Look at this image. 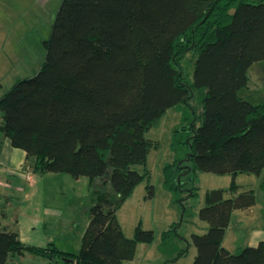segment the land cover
<instances>
[{
	"label": "trees",
	"instance_id": "16d2710c",
	"mask_svg": "<svg viewBox=\"0 0 264 264\" xmlns=\"http://www.w3.org/2000/svg\"><path fill=\"white\" fill-rule=\"evenodd\" d=\"M45 46L36 75L0 98V134L24 152L32 173L99 181L101 190L94 192L76 254L23 246L16 232L0 227V264L24 253L49 264L131 261L137 244H150L153 235L135 228L125 238L116 212L147 175L152 143L144 135L201 89L189 165L164 166L163 183L179 190L172 177L188 173L231 181L205 193L198 218L207 230L191 235L190 264H264L263 243L236 254L221 246L231 213L255 203L252 191L238 193L234 177L261 176L264 189V100L252 104L240 96L249 68L264 62V0H62ZM189 52L196 59L186 84L180 62Z\"/></svg>",
	"mask_w": 264,
	"mask_h": 264
},
{
	"label": "rangeland",
	"instance_id": "374dc122",
	"mask_svg": "<svg viewBox=\"0 0 264 264\" xmlns=\"http://www.w3.org/2000/svg\"><path fill=\"white\" fill-rule=\"evenodd\" d=\"M61 1L0 0V98L15 83L32 78L39 71L46 53L45 44ZM195 59L196 55L189 52L180 62L181 74L186 84L192 83ZM247 76V87L240 92V96L252 104H259L264 100V62L253 64L247 71ZM204 95L205 90H196L188 105L177 104L171 107L145 133L144 138L152 143L145 164L147 175L116 213L125 238H132L135 228L152 232L153 239L150 244L139 243L136 246V254L144 257V264H148L145 258L154 261V264H190L195 254L190 241L191 235H203L207 230V225L198 218L199 210L205 205V193L212 189H226L230 184L228 175L206 173L173 176L171 183L177 184L179 181L182 186L176 191L169 190L163 183L164 166L174 163L189 165L186 156L189 154L192 137L190 128L192 124H200ZM133 168L139 173L142 172L140 166ZM254 177L238 175V182L243 180L240 184L248 186L239 187L238 193L250 190L255 185ZM41 181L43 180H40L39 187L60 190L66 198L71 194L75 198L71 190H81L80 184L75 186L68 176L50 174L44 178V182ZM147 187L152 189V198L147 197ZM94 189L91 188L89 192L91 204L94 202V192L97 191ZM76 194L82 196V202L83 199L87 200L85 193ZM76 202L79 204L75 206L81 207V200ZM66 212L64 209L62 229L65 228ZM72 212L69 210L70 214ZM84 218L83 215L78 217L80 225L84 223ZM86 218L88 220V213ZM77 225V222L73 225L75 231ZM168 230L170 232L164 238L163 234ZM181 251H185V254L174 260Z\"/></svg>",
	"mask_w": 264,
	"mask_h": 264
},
{
	"label": "crops",
	"instance_id": "0c3cea01",
	"mask_svg": "<svg viewBox=\"0 0 264 264\" xmlns=\"http://www.w3.org/2000/svg\"><path fill=\"white\" fill-rule=\"evenodd\" d=\"M27 171L31 174L30 182L25 180ZM47 175L50 174L36 175L32 173L27 167L24 152L12 148L9 141L0 134V227L16 232L17 239L23 246L46 249L51 245L63 253L74 255L79 251L80 240L88 224L86 216L91 204L89 192L93 187L100 192V182L95 181L91 184L84 178L72 179L75 186L80 184L81 190H76V192L85 193L87 196V200L83 199L82 202L80 199L82 196L76 194L75 190H71L75 194V198L72 194L66 198L60 190L39 187L40 180L44 182ZM58 175L66 176L63 174L54 176ZM237 178L238 175L234 177V183L239 188L243 185L240 184L243 180L238 182ZM254 178L255 185L253 184L254 186L250 190H244V192L252 191L254 193V205L246 211H233L223 235L221 246L232 254H236L246 247H254L258 243L264 244V189H259L261 176ZM64 181L70 184L66 179ZM78 196L79 199H76ZM77 200H81V207L75 206V204H79L76 202ZM64 209L67 211L66 220L64 219L66 225L64 223L65 228L62 229ZM69 210L73 212L70 214ZM81 215L85 218L84 223L80 225L77 220ZM76 222L79 225L75 231L73 225ZM143 259L144 257H138L135 251L134 258L122 264H144ZM145 261L148 264H154V261L147 258ZM10 264L49 263L42 257L24 253L19 257L12 258Z\"/></svg>",
	"mask_w": 264,
	"mask_h": 264
},
{
	"label": "built area",
	"instance_id": "2783aa9c",
	"mask_svg": "<svg viewBox=\"0 0 264 264\" xmlns=\"http://www.w3.org/2000/svg\"><path fill=\"white\" fill-rule=\"evenodd\" d=\"M25 180L28 181V182L31 181V174H30L29 171H27V172L25 173Z\"/></svg>",
	"mask_w": 264,
	"mask_h": 264
},
{
	"label": "water",
	"instance_id": "95a60500",
	"mask_svg": "<svg viewBox=\"0 0 264 264\" xmlns=\"http://www.w3.org/2000/svg\"><path fill=\"white\" fill-rule=\"evenodd\" d=\"M69 263V262H68Z\"/></svg>",
	"mask_w": 264,
	"mask_h": 264
}]
</instances>
